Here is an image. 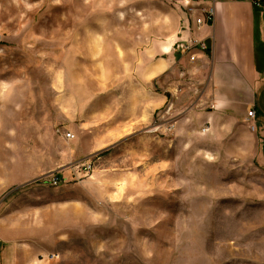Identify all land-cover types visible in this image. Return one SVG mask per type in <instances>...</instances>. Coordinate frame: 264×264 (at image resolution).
I'll return each instance as SVG.
<instances>
[{
  "label": "rangeland",
  "instance_id": "1",
  "mask_svg": "<svg viewBox=\"0 0 264 264\" xmlns=\"http://www.w3.org/2000/svg\"><path fill=\"white\" fill-rule=\"evenodd\" d=\"M192 4L0 0V233L22 264H264L263 180L215 161L196 116L174 127L191 102L168 66L149 77Z\"/></svg>",
  "mask_w": 264,
  "mask_h": 264
},
{
  "label": "crops",
  "instance_id": "2",
  "mask_svg": "<svg viewBox=\"0 0 264 264\" xmlns=\"http://www.w3.org/2000/svg\"><path fill=\"white\" fill-rule=\"evenodd\" d=\"M192 2L197 10L190 13L191 23L177 34L165 61L155 63L159 65L150 69L149 77L168 66L167 89L176 96L179 84H185L180 97L191 102L187 111L184 105L175 108L183 116L174 127L196 116L205 151L208 147L220 163L245 164L261 177L264 189V0ZM200 7H214L215 18L198 29L194 19ZM191 37L203 40L206 48L196 51L195 60L183 53L176 59L175 44ZM138 106L141 109V102ZM252 107L256 117L251 121L247 113ZM23 251L21 240L0 233V264H22Z\"/></svg>",
  "mask_w": 264,
  "mask_h": 264
},
{
  "label": "built area",
  "instance_id": "3",
  "mask_svg": "<svg viewBox=\"0 0 264 264\" xmlns=\"http://www.w3.org/2000/svg\"><path fill=\"white\" fill-rule=\"evenodd\" d=\"M191 15H193L195 8L191 6L189 8ZM200 14L195 16L194 19V26L197 27L198 29L201 28L203 25L207 24L208 21H211L215 18V8L214 7H200L199 9ZM206 45L203 40L196 38V37H191L183 42L181 45V52L183 54H189L191 60L196 59V51L198 49H205ZM248 119L249 120H254L256 117V109L254 107L250 108L248 110ZM255 124L253 123L251 125V128L254 130L255 129ZM90 165H86L84 167L85 170H89ZM60 182L59 178H55L54 183L58 184Z\"/></svg>",
  "mask_w": 264,
  "mask_h": 264
}]
</instances>
